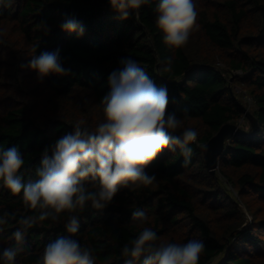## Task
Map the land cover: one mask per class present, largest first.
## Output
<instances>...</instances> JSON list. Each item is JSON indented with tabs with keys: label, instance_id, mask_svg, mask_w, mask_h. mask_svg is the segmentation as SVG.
<instances>
[{
	"label": "trees",
	"instance_id": "obj_1",
	"mask_svg": "<svg viewBox=\"0 0 264 264\" xmlns=\"http://www.w3.org/2000/svg\"><path fill=\"white\" fill-rule=\"evenodd\" d=\"M158 2L148 0L138 16L124 20L109 0H0V149L18 148L25 182L38 178L44 150L51 157V146L77 122L89 131L103 122L100 102L110 90L109 76L127 58L167 87L168 111L182 121L174 134L188 127L198 133L188 145L187 166L178 146L165 149L146 169L156 176L152 185L121 188L105 209L89 204L72 213L80 223L75 235L64 227L67 212L24 229L19 221L40 210L26 207L22 193L13 195L0 180V254L21 247L16 264H37L59 236L90 249L95 264H143V256L133 261L122 249L144 227L157 233V244L203 241L198 264H264V0H195L196 27L179 49L167 46L156 26ZM66 16L84 26L82 36L61 29ZM56 50L69 73L39 80L28 67L31 57ZM169 57L170 73L162 71ZM235 88L250 97L257 130L228 140L211 176L200 148L222 125L243 118L238 103L247 104ZM86 186L96 190L91 182ZM137 208L146 212V222L131 219ZM240 208L250 217L247 227ZM17 229L25 232L20 246L13 237Z\"/></svg>",
	"mask_w": 264,
	"mask_h": 264
},
{
	"label": "clouds",
	"instance_id": "obj_2",
	"mask_svg": "<svg viewBox=\"0 0 264 264\" xmlns=\"http://www.w3.org/2000/svg\"><path fill=\"white\" fill-rule=\"evenodd\" d=\"M109 3L126 20L130 13L138 16V10L148 0H109ZM155 13V23L164 43L173 49L185 46L196 27L195 0H159ZM41 24L47 30L46 21ZM60 27L66 32H75L78 37L84 34V26L69 16ZM4 34L5 30L0 29V36ZM121 64V68L110 74V90L100 102L103 122L94 131L81 127L83 121L77 122L72 133L51 146V157L46 148L41 166L35 172L37 179L25 182L20 175L25 161L17 147L0 149V180L13 195L22 193L26 207L40 210L38 216L19 221L24 229L47 219L58 221L60 214L67 212L70 215L64 227L75 235L80 223L72 213L77 209L83 212L89 204L94 210H103L121 188L152 185L156 176L146 169L163 150L175 151L178 146L185 157L184 165L190 162L192 149L188 145L197 140L198 133L188 127L181 135L174 134L182 121L168 111L167 87L158 86L135 60L127 58ZM28 67L36 72L39 80L50 74L67 75L70 71L63 67L59 50L32 56ZM162 71H172L171 57L164 61ZM86 182H91L96 190L89 191ZM131 219L143 223L148 216L137 208L131 213ZM3 223L0 219V224ZM13 237L17 246L23 245L25 232L17 229ZM157 239L155 231L144 227L131 246L123 247L122 255L133 261L143 256V264H198L205 248L200 240L157 244ZM20 251L21 247L4 249L0 258L5 264H16ZM37 264H95V260L91 250L81 246L78 240L59 236L44 247Z\"/></svg>",
	"mask_w": 264,
	"mask_h": 264
},
{
	"label": "water",
	"instance_id": "obj_3",
	"mask_svg": "<svg viewBox=\"0 0 264 264\" xmlns=\"http://www.w3.org/2000/svg\"><path fill=\"white\" fill-rule=\"evenodd\" d=\"M240 110L243 113V117L248 121L250 128L248 131L242 129L239 125L234 123H226L222 125L214 136H212L201 147V152L204 160V164L211 176H215L216 171L219 168V158L225 149L226 142L236 137H252L257 130V120L249 112L248 108L238 103ZM241 212L243 216L246 215L242 208Z\"/></svg>",
	"mask_w": 264,
	"mask_h": 264
},
{
	"label": "rangeland",
	"instance_id": "obj_4",
	"mask_svg": "<svg viewBox=\"0 0 264 264\" xmlns=\"http://www.w3.org/2000/svg\"><path fill=\"white\" fill-rule=\"evenodd\" d=\"M220 65V64H219ZM222 66V65H221ZM235 75H239L240 73L239 72H235L234 73ZM232 79H233V76L231 75V77H230V81H229V84H230V88H231V81H232ZM235 92H236V94H238V96H239V94L242 96L243 95V97H242V99H241V97H240V99H241V101H244L245 102V104H247V107L246 108H248L249 106H248V103H247V99L248 98H250L249 96H246V94H243L242 93V90L241 89H239V88H235ZM252 106V105H251ZM250 106V107H251ZM248 124V121L246 120V118H242L241 120H239L238 121V124L237 125H239L242 129H245V126ZM243 209V208H242ZM244 210V209H243ZM245 221H246V224H245V227H247L248 226V224H249V222H250V217L246 214L245 216Z\"/></svg>",
	"mask_w": 264,
	"mask_h": 264
},
{
	"label": "built area",
	"instance_id": "obj_5",
	"mask_svg": "<svg viewBox=\"0 0 264 264\" xmlns=\"http://www.w3.org/2000/svg\"><path fill=\"white\" fill-rule=\"evenodd\" d=\"M247 103H248V106L250 107V106H251V104H252V101H251V99H250V98H248V99H247Z\"/></svg>",
	"mask_w": 264,
	"mask_h": 264
}]
</instances>
